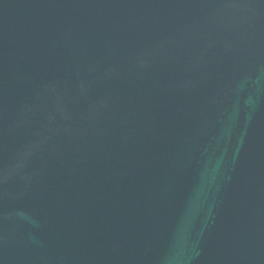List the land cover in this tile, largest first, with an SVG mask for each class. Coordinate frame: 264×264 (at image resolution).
Listing matches in <instances>:
<instances>
[{
	"label": "water",
	"instance_id": "95a60500",
	"mask_svg": "<svg viewBox=\"0 0 264 264\" xmlns=\"http://www.w3.org/2000/svg\"><path fill=\"white\" fill-rule=\"evenodd\" d=\"M0 264H264V0H0Z\"/></svg>",
	"mask_w": 264,
	"mask_h": 264
}]
</instances>
